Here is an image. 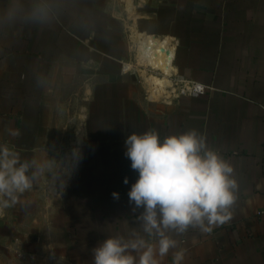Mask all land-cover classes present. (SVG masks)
<instances>
[{
    "label": "crops",
    "instance_id": "0c3cea01",
    "mask_svg": "<svg viewBox=\"0 0 264 264\" xmlns=\"http://www.w3.org/2000/svg\"><path fill=\"white\" fill-rule=\"evenodd\" d=\"M38 2L19 0L9 19L16 0H0V144L62 166L79 147L82 159L0 215V264H91L107 235L139 227L127 135L193 128L232 164L239 188L229 222L176 237L183 264H264V0H47L42 23L25 18ZM134 27L175 43L171 91L187 81L206 91L152 98Z\"/></svg>",
    "mask_w": 264,
    "mask_h": 264
},
{
    "label": "clouds",
    "instance_id": "9594fccd",
    "mask_svg": "<svg viewBox=\"0 0 264 264\" xmlns=\"http://www.w3.org/2000/svg\"><path fill=\"white\" fill-rule=\"evenodd\" d=\"M51 10L47 0H39L25 18L42 23ZM18 11L23 8L16 0L9 19ZM6 131L19 136L14 129ZM124 143L131 169L138 173L127 195L139 227L107 235L91 250V264H162L170 251L172 264H183L186 249L176 237L189 229L211 233L232 219L239 188L234 168L195 128L163 138L155 129L132 132ZM80 159L79 147L70 150L62 166L55 159H22L13 147L0 144V215L21 203L38 179L51 175L53 183H62V173ZM112 197L118 200L119 193ZM63 260L60 256L58 264Z\"/></svg>",
    "mask_w": 264,
    "mask_h": 264
},
{
    "label": "bare ground",
    "instance_id": "6f19581e",
    "mask_svg": "<svg viewBox=\"0 0 264 264\" xmlns=\"http://www.w3.org/2000/svg\"><path fill=\"white\" fill-rule=\"evenodd\" d=\"M132 29L138 62L139 65H142L143 75L150 85L151 97L170 98L172 91L169 88L173 86V80L170 77L173 74L174 66L172 60L175 56V45L168 37L159 39L153 34L139 31L137 27ZM147 68L152 70L148 75L146 74ZM65 158L66 155L61 157L63 164L65 163ZM64 175L65 173H62L63 177Z\"/></svg>",
    "mask_w": 264,
    "mask_h": 264
},
{
    "label": "built area",
    "instance_id": "2783aa9c",
    "mask_svg": "<svg viewBox=\"0 0 264 264\" xmlns=\"http://www.w3.org/2000/svg\"><path fill=\"white\" fill-rule=\"evenodd\" d=\"M182 83L183 80L182 78H178L176 80V83ZM207 89V85L195 82V81H187L186 83H182V85L176 87L175 91H172V96L171 97H177L180 96L181 94H190L193 96L200 95L204 93Z\"/></svg>",
    "mask_w": 264,
    "mask_h": 264
},
{
    "label": "water",
    "instance_id": "95a60500",
    "mask_svg": "<svg viewBox=\"0 0 264 264\" xmlns=\"http://www.w3.org/2000/svg\"><path fill=\"white\" fill-rule=\"evenodd\" d=\"M153 35L156 36L155 34H153ZM170 41H171L172 43H174L171 39H170ZM174 44H175V43H174ZM174 57H175V56H174ZM173 61H174V58H173V60H172V63H173ZM64 155H66V152H63L61 156H64Z\"/></svg>",
    "mask_w": 264,
    "mask_h": 264
},
{
    "label": "rangeland",
    "instance_id": "374dc122",
    "mask_svg": "<svg viewBox=\"0 0 264 264\" xmlns=\"http://www.w3.org/2000/svg\"><path fill=\"white\" fill-rule=\"evenodd\" d=\"M139 29V28H138ZM131 33V35H132V31L130 32ZM151 70V69H150ZM140 71V70H139ZM155 71V70H154ZM140 73H141V71H140ZM142 74V73H141ZM142 76L144 77V75L142 74Z\"/></svg>",
    "mask_w": 264,
    "mask_h": 264
}]
</instances>
